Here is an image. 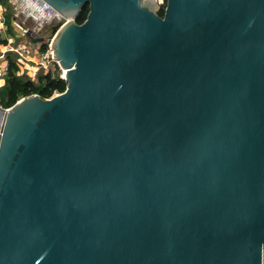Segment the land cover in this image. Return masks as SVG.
Wrapping results in <instances>:
<instances>
[{
  "label": "water",
  "instance_id": "water-1",
  "mask_svg": "<svg viewBox=\"0 0 264 264\" xmlns=\"http://www.w3.org/2000/svg\"><path fill=\"white\" fill-rule=\"evenodd\" d=\"M44 1L67 87L0 112V264H263L264 0Z\"/></svg>",
  "mask_w": 264,
  "mask_h": 264
},
{
  "label": "built area",
  "instance_id": "built-area-1",
  "mask_svg": "<svg viewBox=\"0 0 264 264\" xmlns=\"http://www.w3.org/2000/svg\"><path fill=\"white\" fill-rule=\"evenodd\" d=\"M17 2L21 4L23 11H28L26 17L32 19L41 26L47 23H55L54 20L56 19L62 20V23L64 22V18L44 0H17ZM156 2L162 5L165 3V0H156ZM6 12L5 6L0 2V40L2 33L7 30ZM19 28L23 36L22 44L20 43V45L13 48V50L22 57L24 56L25 59L33 57V77L35 78L37 73L42 72L50 73L53 78L59 76L65 81L66 70L63 69L59 61L54 58L53 48H51L55 33L42 39L40 44L37 45L35 40L33 41L30 37L34 36L33 38H38L40 29L35 27L31 29L23 24H19ZM7 70L8 66L0 64V80L4 78ZM58 94L60 93L55 92L53 96Z\"/></svg>",
  "mask_w": 264,
  "mask_h": 264
},
{
  "label": "crops",
  "instance_id": "crops-1",
  "mask_svg": "<svg viewBox=\"0 0 264 264\" xmlns=\"http://www.w3.org/2000/svg\"><path fill=\"white\" fill-rule=\"evenodd\" d=\"M1 2V0H0ZM2 3V2H1ZM7 10L6 18H7V30L4 31L1 35L0 40V64L6 65L9 68V63L13 64V70L15 71V75L21 78H28L29 80L37 83L38 77L41 72L37 73V76L33 77V57H28L27 59L22 57L19 53L13 50V48L17 47L22 44L23 36L21 34V30L19 28V24H23L28 28H38L40 29V33L38 38H30L35 40L36 44H40L41 40L44 39L42 36L43 31L45 30L44 25L41 26L37 22L33 21L32 19L26 17L25 12L20 3L17 0H6V5L2 3ZM32 20V21H31ZM55 23L52 25L53 28H59L62 24V20L56 19L54 20ZM54 29L52 30L51 34H53ZM51 34L47 35L50 36ZM46 36V37H47ZM7 75L8 70L3 79L0 80V112H3L7 109V104L5 103V94L7 89Z\"/></svg>",
  "mask_w": 264,
  "mask_h": 264
},
{
  "label": "trees",
  "instance_id": "trees-1",
  "mask_svg": "<svg viewBox=\"0 0 264 264\" xmlns=\"http://www.w3.org/2000/svg\"><path fill=\"white\" fill-rule=\"evenodd\" d=\"M6 5V0H1ZM89 6L86 5L80 11L75 21L77 23H83L88 15ZM7 14V12H6ZM160 16L164 15V9L158 11ZM7 19V18H6ZM58 27L54 29L55 33ZM13 64L9 63L8 75H7V89L5 94V103L9 108L15 104L22 97L30 96L33 94H39L43 98H51L55 92L62 93L67 87V83L59 76L52 77L50 73H42L38 77L37 83L29 80L28 78H21L15 75L13 70Z\"/></svg>",
  "mask_w": 264,
  "mask_h": 264
},
{
  "label": "rangeland",
  "instance_id": "rangeland-1",
  "mask_svg": "<svg viewBox=\"0 0 264 264\" xmlns=\"http://www.w3.org/2000/svg\"><path fill=\"white\" fill-rule=\"evenodd\" d=\"M165 7H166V0H165V3L162 4V5H160V4L158 3L157 5L153 6V8H154L156 11H159L160 9H165ZM24 12H25V14H26L28 11H24ZM31 21H32V20H31ZM52 24H53V23L43 24L44 27H45V30H44L43 33H42V36H43L44 39L47 38V37H48L47 35L51 34L52 30L54 29V28H53L54 25H52ZM46 36H47V37H46Z\"/></svg>",
  "mask_w": 264,
  "mask_h": 264
}]
</instances>
